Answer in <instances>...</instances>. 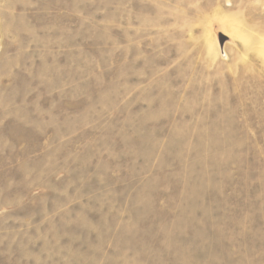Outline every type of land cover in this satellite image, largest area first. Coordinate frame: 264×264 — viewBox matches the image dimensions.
<instances>
[{"label": "rangeland", "instance_id": "374dc122", "mask_svg": "<svg viewBox=\"0 0 264 264\" xmlns=\"http://www.w3.org/2000/svg\"><path fill=\"white\" fill-rule=\"evenodd\" d=\"M0 264H264V0H0Z\"/></svg>", "mask_w": 264, "mask_h": 264}]
</instances>
